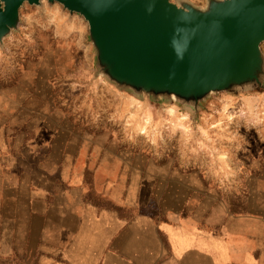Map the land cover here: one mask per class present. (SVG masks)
Returning <instances> with one entry per match:
<instances>
[{"label":"crops","instance_id":"crops-1","mask_svg":"<svg viewBox=\"0 0 264 264\" xmlns=\"http://www.w3.org/2000/svg\"><path fill=\"white\" fill-rule=\"evenodd\" d=\"M25 72L7 70L16 86L0 87V264H264V211L184 198L155 212L153 169L122 166L98 115L97 133L77 127Z\"/></svg>","mask_w":264,"mask_h":264},{"label":"rangeland","instance_id":"rangeland-1","mask_svg":"<svg viewBox=\"0 0 264 264\" xmlns=\"http://www.w3.org/2000/svg\"><path fill=\"white\" fill-rule=\"evenodd\" d=\"M17 16L16 28L0 41V87L16 86L7 70L24 69V85L40 90L42 104L52 98L71 106L77 127L97 133L98 115L111 150L127 157L122 166L153 169L155 212L163 199L175 209L172 201L186 198L213 200L218 213L234 217L263 213L264 42L257 83L210 92L192 105L116 88L97 74L79 15L39 0L22 3ZM33 99L27 95L26 103ZM194 185L197 191L187 190Z\"/></svg>","mask_w":264,"mask_h":264},{"label":"water","instance_id":"water-1","mask_svg":"<svg viewBox=\"0 0 264 264\" xmlns=\"http://www.w3.org/2000/svg\"><path fill=\"white\" fill-rule=\"evenodd\" d=\"M0 0V41L22 3ZM79 15L97 74L116 88L195 105L210 92L257 83L264 0H204L202 9L168 0H45Z\"/></svg>","mask_w":264,"mask_h":264}]
</instances>
